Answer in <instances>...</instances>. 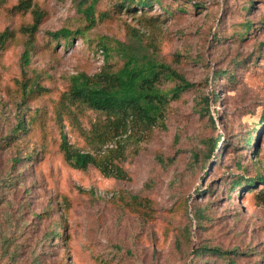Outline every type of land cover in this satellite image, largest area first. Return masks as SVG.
<instances>
[{
  "label": "rangeland",
  "instance_id": "374dc122",
  "mask_svg": "<svg viewBox=\"0 0 264 264\" xmlns=\"http://www.w3.org/2000/svg\"><path fill=\"white\" fill-rule=\"evenodd\" d=\"M78 1L32 0L21 12L19 0H0V264L227 263L195 253L204 246L235 252L226 256L235 264H264V186L230 189L238 177L264 176V127H255L264 109V0H160L141 14L119 9L122 0H96L91 27ZM246 22L253 29L240 39ZM61 29L81 34L67 45L50 37ZM101 45L115 68L118 49L167 63L179 56L173 67L195 84L167 106L166 130L121 136L125 180L73 169L59 148L64 136L100 158L120 137L102 114L67 101L70 77L100 72ZM219 71L233 77L213 81ZM202 96L209 115L199 117ZM21 118L24 133L15 131ZM216 137L217 160L202 167L203 141Z\"/></svg>",
  "mask_w": 264,
  "mask_h": 264
},
{
  "label": "trees",
  "instance_id": "16d2710c",
  "mask_svg": "<svg viewBox=\"0 0 264 264\" xmlns=\"http://www.w3.org/2000/svg\"><path fill=\"white\" fill-rule=\"evenodd\" d=\"M31 3L32 0H19L13 9L25 12L30 9ZM95 3L96 0L90 2L88 0H79L75 4L78 11L82 14L84 21L88 23V27L95 24ZM119 4V9H125L126 11L130 7L136 6L141 14L152 8L154 4H160V0H122ZM195 7L198 8V6ZM249 7L250 5L244 6L243 11L247 12ZM176 11L184 12L185 6H178L175 9ZM39 18L40 15L36 12L34 24L30 28L32 31L36 29ZM252 29V23H244L241 28L242 31L237 33L238 38L241 39L247 36ZM80 34L81 31L79 30L70 31L68 29H61L51 33L50 37L56 41L63 40L67 45H70L71 40L80 36ZM100 48L101 53L104 54L103 66L100 72L92 76L77 74L70 77L67 101L82 105L91 111L102 114L109 121L113 129H121L120 137L115 141V147L106 150L100 158L99 156L94 157L88 153H81L72 149L66 143L64 136L61 138L59 148L65 162L73 169L86 171L89 167H94L105 177L125 180L127 179L125 172L117 165V162H120L124 158V142L121 140V136L126 135V138L131 134L143 136L144 133L150 132L157 127L166 130L165 112L167 106L170 102L177 101L181 94L192 90L195 84L188 82L173 67L172 63H176L177 61L180 63L179 56H174L172 63H167L155 60L146 54L132 52L130 49H118L122 64L118 68H115L113 62L109 59L106 47L101 45ZM28 56V51H26L25 57L28 58ZM219 77L229 79L233 77V74L219 71L213 76V81H216ZM165 86L170 87L166 88ZM218 99L219 93L213 96L214 102ZM197 105L199 107V117H203L205 114L209 115L207 98L202 96ZM209 121L211 127L214 129V121L211 118H209ZM255 127H264V109ZM255 127L251 133L242 139L243 147H251V143H253L252 133L257 130ZM15 131L20 133L26 131L25 121L22 118L18 121ZM203 143L205 145V151L201 161L202 167L210 163L211 157L213 159L212 162L217 160H214V152L223 141L220 137H216L215 139L204 140ZM191 158L193 163L199 162L197 152L193 151ZM167 160L170 161L171 159ZM19 161L20 159L15 158L13 165ZM157 162L160 165L169 164L158 157ZM203 180L204 177L200 179L201 182ZM242 184L249 190L253 189L257 184L264 186V176L258 173L255 176V180L238 177L231 182L230 189L233 192H238ZM258 195L260 204L264 206V189L259 191ZM194 217L197 221H200L203 218L202 211L196 210ZM195 253L214 255L223 258L227 261L226 264H235L229 258H226L230 254H235L232 251L222 252L217 248L210 249L204 246L196 250Z\"/></svg>",
  "mask_w": 264,
  "mask_h": 264
}]
</instances>
